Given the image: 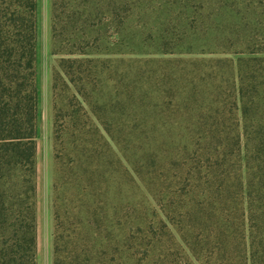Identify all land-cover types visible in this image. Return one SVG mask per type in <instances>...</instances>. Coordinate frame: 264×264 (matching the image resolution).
Wrapping results in <instances>:
<instances>
[{
    "label": "trees",
    "instance_id": "1",
    "mask_svg": "<svg viewBox=\"0 0 264 264\" xmlns=\"http://www.w3.org/2000/svg\"><path fill=\"white\" fill-rule=\"evenodd\" d=\"M157 1L52 0L53 264H264V40L163 54L140 117L109 49ZM185 1L264 26V0ZM38 50L39 0H0V264H38Z\"/></svg>",
    "mask_w": 264,
    "mask_h": 264
},
{
    "label": "rangeland",
    "instance_id": "2",
    "mask_svg": "<svg viewBox=\"0 0 264 264\" xmlns=\"http://www.w3.org/2000/svg\"><path fill=\"white\" fill-rule=\"evenodd\" d=\"M207 2V10L212 7L210 0ZM152 4L144 2V14L142 18L135 19L134 23L127 29L122 39L115 41L112 48L109 49L113 57L124 59L126 61L120 64L121 72L129 74L128 83L126 80L120 85L124 99L132 103L134 101L140 107L137 112L140 117L145 116L147 109L146 93H150V81L156 82L159 73L163 72L166 62H162L163 54H166L167 62L170 60L174 64L184 65L187 59L192 56L199 57L202 55L219 57L222 55L221 41L231 39L237 48L233 51L244 49L245 43L249 39L258 37L264 40V26L253 16V12L246 13L240 6V12H229L225 9L220 10L216 3V10L211 21L205 20L207 27L204 26L203 20L192 23L193 14L187 9L185 0H159ZM241 5V4H239ZM51 9L52 0H39V50H38V79L42 88V155L38 167V195H37V218H38V264H53L54 259V202L56 193L54 191V182L56 178V166L53 155L47 152V134H46V115H45V92L43 87L50 82L52 92V74L56 66V58L52 55L51 47ZM136 36L135 39H133ZM231 45V44H228ZM153 59L155 62L151 63ZM138 63H135V61ZM169 63V62H168ZM167 68V67H165ZM120 72V73H121ZM143 77L142 90L135 91L134 81L132 79L136 74ZM157 74V75H156ZM156 75V76H155ZM150 77H156L150 80ZM153 92V91H152ZM153 93H151V97ZM148 99V102L144 100ZM143 100V101H142ZM142 101V102H141ZM44 109V110H43ZM171 112V111H170ZM173 117V113H170ZM127 129V124L123 123ZM121 126V123H120ZM121 129V127H120ZM128 130V129H127ZM129 132V131H128ZM136 142L135 147L140 146ZM136 152H132L134 155ZM50 161V162H49ZM110 207L109 211H114V205L121 202V197H116L114 190L108 198ZM147 206L152 210L150 200ZM152 215L151 212H148ZM111 258V257H107ZM123 257L122 260H126Z\"/></svg>",
    "mask_w": 264,
    "mask_h": 264
},
{
    "label": "crops",
    "instance_id": "3",
    "mask_svg": "<svg viewBox=\"0 0 264 264\" xmlns=\"http://www.w3.org/2000/svg\"><path fill=\"white\" fill-rule=\"evenodd\" d=\"M51 83L47 82L45 87H43V93L45 92V115H46V134H47V152L49 155H53V141H52V133H53V100H52V92L50 88ZM39 91H40V108H41V120L42 115L44 118V112H42V88L40 87L39 83ZM44 110V109H43ZM42 130H41V121H40V128H39V140H38V167L40 162V157L42 155ZM50 162V161H49ZM39 262V261H38Z\"/></svg>",
    "mask_w": 264,
    "mask_h": 264
}]
</instances>
